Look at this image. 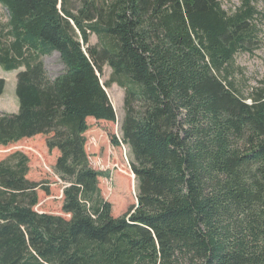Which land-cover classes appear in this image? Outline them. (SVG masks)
<instances>
[{
    "label": "trees",
    "instance_id": "16d2710c",
    "mask_svg": "<svg viewBox=\"0 0 264 264\" xmlns=\"http://www.w3.org/2000/svg\"><path fill=\"white\" fill-rule=\"evenodd\" d=\"M252 2L0 0V66L19 70L20 101L0 111V146L48 136L69 216L36 209L49 189L26 153L1 160L0 264H264V80L245 95L236 61L257 40ZM54 51L66 71L53 80ZM114 83L126 98L112 144L130 146L138 181L118 217L87 152L89 119L116 121Z\"/></svg>",
    "mask_w": 264,
    "mask_h": 264
},
{
    "label": "rangeland",
    "instance_id": "374dc122",
    "mask_svg": "<svg viewBox=\"0 0 264 264\" xmlns=\"http://www.w3.org/2000/svg\"><path fill=\"white\" fill-rule=\"evenodd\" d=\"M223 8L232 13L241 5L242 0H220ZM82 0H74L77 8H80ZM260 11L256 16L258 25L257 40L248 52H241L237 55L236 61L240 70L237 75L238 87L245 95H249L254 88L260 87L264 80V0H253L252 2ZM8 10L0 5V20H8ZM90 44L98 45L99 37L92 33ZM45 67L51 79H56L66 71V64L61 54L54 51L43 57ZM19 70L8 71L0 66V79L6 81L5 90L0 95V110L8 113H18L20 110L19 98L16 93L17 74ZM112 75V68L106 64L101 76L102 82L109 81ZM113 107L116 111V121H98L89 119L90 129L87 133V152L92 165L100 170L107 171V177L100 178L105 199L113 204V214L118 217L126 213L130 206L137 203L138 181L131 168L132 153L128 144L114 146L113 136H122V122L125 117L126 89L112 84L107 88ZM250 101V100H248ZM17 102L18 109L15 110L13 103ZM47 135H40L24 139L9 146H0V161L10 154L21 151L30 158V172L28 178L41 182L46 190H39V203L36 209L40 212L60 214L69 217L62 211L63 190L65 183L55 173V163L58 152L50 150L46 145ZM121 170L134 177H127L121 174Z\"/></svg>",
    "mask_w": 264,
    "mask_h": 264
},
{
    "label": "crops",
    "instance_id": "0c3cea01",
    "mask_svg": "<svg viewBox=\"0 0 264 264\" xmlns=\"http://www.w3.org/2000/svg\"><path fill=\"white\" fill-rule=\"evenodd\" d=\"M19 104H20V103H19ZM13 107L15 108V110L18 109V104H17V102H14V103H13ZM0 111H2V110H0Z\"/></svg>",
    "mask_w": 264,
    "mask_h": 264
},
{
    "label": "built area",
    "instance_id": "2783aa9c",
    "mask_svg": "<svg viewBox=\"0 0 264 264\" xmlns=\"http://www.w3.org/2000/svg\"><path fill=\"white\" fill-rule=\"evenodd\" d=\"M120 137H121V136H120ZM120 137H119V138H120ZM122 144H124V143H122Z\"/></svg>",
    "mask_w": 264,
    "mask_h": 264
}]
</instances>
